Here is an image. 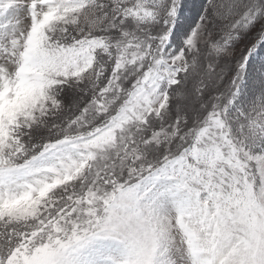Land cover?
<instances>
[{
  "label": "rangeland",
  "instance_id": "rangeland-1",
  "mask_svg": "<svg viewBox=\"0 0 264 264\" xmlns=\"http://www.w3.org/2000/svg\"><path fill=\"white\" fill-rule=\"evenodd\" d=\"M60 1L63 3H56L55 0H0V165L9 160L13 162L16 153L26 151L24 143L30 140L31 132L25 128L35 127V131L41 134V138L36 139V142L42 144L81 128L86 132L90 129L91 123L85 120L76 125L83 117L82 99L78 101L76 93L77 89L80 90L84 85L91 87L95 83L93 78L97 75V68L89 67L78 74L73 73L76 63L83 65L85 60H77L76 63L70 61L67 65L62 64L60 69L55 66L60 74L56 81L60 84L53 83L48 92H45L43 87L37 89L32 82V77H42L47 71L44 59L39 64L35 63V53H44L41 47L44 26L55 36H63L66 33L63 30L69 26L74 29L81 28L79 32L82 34L98 30L97 26L87 20L88 18L93 22L96 16L93 11L68 6L65 4L67 0ZM199 2L195 4V8L199 7ZM257 5V0H211L208 9L202 10L194 20H186L187 17L183 16L174 40L176 43L173 41L177 45L173 47L175 52H170L167 58L172 70L188 67L187 72L182 73L181 83L175 87V93L168 100L164 93L158 94L157 88L153 86L141 95L136 108L144 110L145 114L149 113L147 119L142 124V121L133 122L134 119L129 121L128 118L123 127L120 125L116 131L115 139L106 142L99 138L94 143L97 152H94L95 159L91 164L84 167L80 152L67 153L62 149L60 158L49 156L38 163L31 177L21 178V174L17 173V177L10 180L13 182H0V262L5 260L6 254L16 244L12 238L5 237L21 231L28 222L32 231L41 228L44 221L40 218L52 217L53 213L49 208L52 209L58 201L60 202L59 197L69 191L73 192L76 185L79 190L85 189L87 179L92 176L88 179L85 190L91 196V204H81L80 211L84 213L61 224L68 232L86 229L91 218L96 213H101L104 204L106 203V206L113 199L116 190L121 188L124 181L135 179L145 169L166 160L191 141L197 132V115L212 106L215 107L216 99L225 98L232 89L231 80L234 74L241 73L239 66L254 37L249 36L254 34L257 28L254 32L252 30L247 34L242 33L245 27H240L238 20L241 18L245 21V18L253 17V8ZM55 9L56 13L47 21V17ZM185 11L189 14L195 13L191 4ZM263 11L258 16L261 26L264 24ZM107 22L106 20L103 25ZM123 22L131 45L127 44L122 50L119 49L120 63L124 62L131 68L125 61V55L129 53L131 61L142 62L139 69L144 70L145 62L150 58L147 50L152 41L149 39L157 41L161 38L167 29L165 22L147 25L133 20ZM181 42H184V46ZM155 45L159 53V43L155 42ZM122 72L123 70L119 71L117 76L112 78L115 85L112 90H116L119 81L125 88ZM227 86L229 88L223 91ZM250 89V92L260 98L264 94V78L259 77ZM250 96L249 94L240 97L238 102L246 100L245 103L250 106L256 104ZM111 98L112 95L109 100ZM106 99L107 97L102 98L104 101ZM177 99L182 102L180 106L173 105ZM259 102L261 107L258 106L254 112L247 115L248 127H245L241 120H235L233 123L234 128H238L237 146L247 163V167L242 166L245 176L243 179L230 177L222 188L223 191L217 189L216 199L212 201L213 205L219 203L222 206L224 215L232 213L228 215L232 226L222 225V231L228 234L222 264H252L254 223L251 196L253 194L258 198L264 210V154L248 147L246 132L242 128H258L259 123L264 124V101ZM115 104L114 97L109 101L108 110ZM176 112L181 114L176 117L169 116ZM109 113L95 118L100 119ZM214 114L219 115V110H214L212 115ZM66 120L67 123L63 124ZM209 137L210 139L198 141L194 150L206 153L208 158H211L208 154L212 152L208 148L218 145V139L215 142L211 135ZM81 171L83 172L80 174ZM102 173V178L95 177L96 174ZM58 176L65 179L71 176L72 182L61 186L56 195H48L49 191L43 193V184L53 182ZM112 176L116 180L112 179ZM117 183L119 186L114 191ZM166 189L161 195L152 198L153 205H142V208L139 204L147 196L146 193H123V201L131 205V212L142 217L134 225L136 230L133 237L141 240L154 230L159 240V263L163 260V264H212L215 254L209 249L210 241L203 227L205 220L202 213L203 197L209 199L210 186L206 185L202 191L193 186L177 189L170 181ZM213 213L214 210L211 209V214ZM112 223H116L123 231L124 237H129V231L125 229L127 225L123 221L121 223L113 219ZM190 229L195 230L194 235ZM51 230L52 228H49L45 233L49 234ZM195 239L196 244L203 247L204 252L200 255L193 251ZM74 241L83 244L82 235H77ZM100 253L108 256L115 252L104 248ZM16 255L18 254L15 253L14 256ZM117 256L119 258V255ZM262 263L264 264V260Z\"/></svg>",
  "mask_w": 264,
  "mask_h": 264
},
{
  "label": "trees",
  "instance_id": "trees-1",
  "mask_svg": "<svg viewBox=\"0 0 264 264\" xmlns=\"http://www.w3.org/2000/svg\"><path fill=\"white\" fill-rule=\"evenodd\" d=\"M56 1L60 4L63 3L59 0ZM209 1L211 0H201L199 2V7L195 8L197 17L202 10L205 9L204 11H206L208 9ZM185 2L186 0H67L65 4L68 6L93 11L96 14L93 22L88 18L87 20L97 26L98 30L82 34L79 32L81 28L74 29L72 26H69L63 30V32H66L63 36H55L45 26V43L43 47L46 55L49 57L50 68H55L56 66L60 69L62 68V64L67 65L70 61L76 63L75 61L77 60H85L82 67L76 63L77 73L75 74H78L81 70L85 71L89 67L98 69L97 75L93 78L95 79V83L91 87L80 86V90L77 89L76 93L78 101L82 99L81 113L83 117L77 122L74 120V122H76V125L82 120L90 122V129L86 132L81 128L69 135L59 136L42 144L36 142V139L39 140L41 138V134L35 131V127L30 129L25 128L28 132H31L30 140L24 143V150L26 151L16 153L14 161L11 162L9 160L5 164H9L12 171H16L19 168L22 169L23 166L31 171V166L34 162L42 156L53 152L54 148L59 147L61 144H66L69 147H80L81 139L86 142L85 137L89 133H93L96 136L106 134L108 139H115L116 131L120 128V125L123 127V123L128 118L129 121L133 119V122L139 120L143 124L149 113L145 114L144 110L136 108L138 106V98L155 86L157 93H164L166 99L169 100L170 96L175 93V87L181 83L182 73L188 68H175L172 70L167 62L170 52H175L173 47L177 46L173 41L177 37L178 25L183 18L181 14L185 10V6H183ZM206 2L208 3L206 4ZM257 2L259 5L253 8L255 10L253 17L245 18V21L241 18L238 20V25L245 27L242 33L247 34L252 30L254 32L257 28L256 32L254 34L251 33L249 36L254 35L253 41L249 45L239 66L241 73L240 75L234 74L231 80L232 89L227 93L228 95L225 98L222 100L216 99V102H214L215 107L212 106L197 115L195 123L197 125V132L191 141L189 140L180 151L175 152L174 155L169 156L166 160L150 166L149 169L147 168L148 170L145 169L135 179L127 182L124 181L123 187L116 190L115 196L106 206V203L104 204L100 214L96 213L91 218L90 224L85 227L86 229L77 233L75 231L68 232L66 231V227H62L61 224L65 220L84 213V211H80V208H82L81 204L84 206L87 203L91 204V196L85 192L88 186V179L92 176L89 177L86 181L85 189L79 190L76 185L73 188V192L69 191L63 197H59L60 202L58 201L59 203L57 202L52 209L49 208L53 216L47 219L40 218L44 221L41 228H35L36 230L33 229L34 231H32L28 222L21 231L7 235L5 239L12 238L16 242V245L12 248L10 246L11 250L9 253L18 246L29 261L34 255L31 252L38 244L35 236L42 235L47 238V235L51 236L55 234L51 239L54 244H51L56 252L50 256L48 255L50 257L49 264H63L67 261H70L68 264H88V259L77 260L76 256H74L76 254L85 255L94 260H97V257H99L101 260L110 263L113 260H110L108 257H101L98 252L99 248L106 246H112L125 257L121 261L119 260L118 263L112 264H154L156 261L155 245H157V239L154 238L152 240V236L148 234V237L139 240V242L133 239L129 241L125 240L123 231L117 227L116 223H112V220L115 219L121 223L123 221L127 225L125 229L131 232L132 235L135 234L136 228L134 225L139 218H132L131 212L124 207L121 199L122 194L131 188L143 191L147 190L149 194L155 193V190L164 188L158 183V178L162 174H166L171 179L172 184L178 188L184 189V187L192 185L202 191L206 185L210 186V197L205 206L206 225L204 227L207 232L206 236L214 242V246L217 243H225L228 239V234L224 233L222 235L219 227L220 225L232 226L228 220V215H232V213L229 212L227 215H224L222 206L219 203L213 205L212 201L216 199L215 193L217 189L222 190L230 177L243 179L245 170H242V166L244 167L245 165L247 167V163L242 158L241 149L237 146L239 142L237 141L236 129L238 128H234L233 123L235 120H241L244 122L245 127H248L249 119L247 115L250 112H254L258 106L261 107L260 100L264 101V94L258 98L254 92H250L252 83L257 82L259 77L260 79L264 78V24L261 26L258 22L259 13L264 10V1L257 0ZM52 15L48 16L47 21L52 18ZM185 17L188 18L187 15ZM106 20L110 22V26H108V22L105 26L103 25ZM126 20H133L142 25L165 22V26L167 27L166 32L162 35L164 36L163 39L162 36L157 41L149 39L152 41V44L148 46V53L145 52V54L147 53L150 58L146 60L144 70L139 69L142 62L134 63L131 61L129 53L125 55V61L128 62L131 68L129 69L124 62L120 63L122 48L124 45H131V40L127 36V30L123 26V21ZM237 33L242 34L241 32ZM155 42L159 43V53ZM181 43L184 46V42ZM136 60L138 61L139 58ZM122 70L125 88L121 86L119 81L116 90H112L111 88L115 87L112 78L117 76V73ZM58 73L46 75L47 78H45L44 82L45 92L49 91L53 83L57 84L56 78L60 75ZM228 88V86L225 87L223 91H226ZM249 94L256 104L250 106V104L245 103L246 100L238 102L240 97H246ZM111 95V99L116 98V104L111 110H108ZM103 97H107V99L104 101L102 100ZM173 103V105L176 104L178 106L182 104L180 99H177ZM173 105L171 106L173 107ZM214 110H219V115H212ZM107 112L110 113L105 117L100 119L95 118ZM180 114V112H176L169 116L176 117ZM65 123H67V120L63 122V124ZM242 129L246 132L248 147L255 152L264 154V124L259 123L258 128ZM209 135L212 136L215 142L218 139V145H211L208 148L212 152V154H208L211 158H208L206 153L202 154L199 150H194L197 142H201L202 139H210ZM17 138L15 137V140ZM8 150L12 152L11 149ZM94 159L95 156H92L91 160L87 156L86 166L89 163L91 164V161ZM96 175L95 177L100 179L104 176V173ZM70 179L72 178L63 179L58 176L54 182L48 183L44 187L43 193L49 191L48 195H56L61 186L72 182ZM112 179L116 180L114 176H112ZM220 180L222 183H220ZM204 181H208V183ZM118 184L113 189L114 191L119 186ZM144 199L148 200L147 196ZM139 207L142 206L140 205ZM251 207L254 223V242L255 246L259 245V253L262 254L264 253L261 250L264 247V210L258 198H255L253 194L251 196ZM211 209L214 210L212 216L210 215ZM107 216H109V219H107ZM49 228H52L50 233H45ZM58 229H62V231L58 232ZM81 233L86 243L83 246L79 242L70 245L76 235ZM151 240L153 243H150ZM149 245L154 247L152 250L147 251ZM67 248H71L72 252H68ZM133 250L135 251L134 254L131 253ZM256 255L257 253L255 252V257Z\"/></svg>",
  "mask_w": 264,
  "mask_h": 264
}]
</instances>
